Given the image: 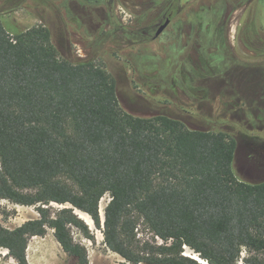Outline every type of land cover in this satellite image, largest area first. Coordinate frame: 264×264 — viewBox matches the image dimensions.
I'll list each match as a JSON object with an SVG mask.
<instances>
[{
	"label": "trees",
	"instance_id": "1",
	"mask_svg": "<svg viewBox=\"0 0 264 264\" xmlns=\"http://www.w3.org/2000/svg\"><path fill=\"white\" fill-rule=\"evenodd\" d=\"M7 14L0 10V199L36 207L39 218L14 229L0 222V249L29 264L30 240L51 229L66 254L89 264L72 231L92 239V230L76 211L100 229L109 195L104 241L121 264H201L186 248L208 264H264V180L238 177L235 137L125 110L103 60L68 58L52 29L6 25ZM142 225L154 242L138 238Z\"/></svg>",
	"mask_w": 264,
	"mask_h": 264
},
{
	"label": "rangeland",
	"instance_id": "2",
	"mask_svg": "<svg viewBox=\"0 0 264 264\" xmlns=\"http://www.w3.org/2000/svg\"><path fill=\"white\" fill-rule=\"evenodd\" d=\"M0 10L8 11L6 25L52 29L68 58L103 60L117 79L125 110L137 116L165 112L191 127L232 135L238 142V177L264 180V0H0ZM170 11V26L155 39ZM110 200L106 195L100 202V229L77 211L92 230V239L72 231L87 249L89 264L124 261L104 241ZM38 218L36 207L0 199L3 226L14 229ZM138 238L155 241L143 225ZM185 254L198 257L189 248ZM27 259L29 264H79L51 229L30 240ZM0 264L17 263L0 249Z\"/></svg>",
	"mask_w": 264,
	"mask_h": 264
},
{
	"label": "water",
	"instance_id": "3",
	"mask_svg": "<svg viewBox=\"0 0 264 264\" xmlns=\"http://www.w3.org/2000/svg\"><path fill=\"white\" fill-rule=\"evenodd\" d=\"M170 22H171L170 19H167L162 25H160L158 27V29L156 30V33H155V39L158 38L167 29V27L170 25ZM76 213H77V211H76ZM191 258H193V257H191ZM193 259L197 260L201 264H204V263H202V262L199 261V259H201L200 257H199V259H196V258H193Z\"/></svg>",
	"mask_w": 264,
	"mask_h": 264
},
{
	"label": "flooded vegetation",
	"instance_id": "4",
	"mask_svg": "<svg viewBox=\"0 0 264 264\" xmlns=\"http://www.w3.org/2000/svg\"><path fill=\"white\" fill-rule=\"evenodd\" d=\"M171 10H173V9H171ZM176 10H177V11H180V10H181V6H180V5H179V6H176ZM172 16H173V12L170 11V13H168L167 15H165V17H164V18H165L164 22H165L167 19H170V21L172 22ZM164 22H163V23H164ZM171 22H170V24H171ZM169 26H170V25H169ZM169 26H168V27H169ZM168 27H167V28H168ZM165 31H166V30H165ZM165 31H164V32H165ZM164 32H163V33H164ZM163 33H162V34H163Z\"/></svg>",
	"mask_w": 264,
	"mask_h": 264
},
{
	"label": "bare ground",
	"instance_id": "5",
	"mask_svg": "<svg viewBox=\"0 0 264 264\" xmlns=\"http://www.w3.org/2000/svg\"><path fill=\"white\" fill-rule=\"evenodd\" d=\"M194 258L199 259V257H197V256H194ZM199 261L202 262V263H204V264H207L205 261H203L201 259H199Z\"/></svg>",
	"mask_w": 264,
	"mask_h": 264
}]
</instances>
